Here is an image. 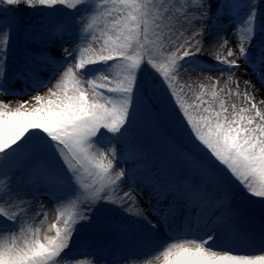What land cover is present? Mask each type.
<instances>
[{"label":"snow or ice","instance_id":"snow-or-ice-1","mask_svg":"<svg viewBox=\"0 0 264 264\" xmlns=\"http://www.w3.org/2000/svg\"><path fill=\"white\" fill-rule=\"evenodd\" d=\"M259 5L260 0H0V94H11L5 69L17 28L36 45L25 71L38 83L30 100L15 106L0 100V264H96L69 252L77 226L108 211L167 237L135 264H264V214L242 216L231 203L244 196L264 202V108L254 102L255 93L264 94ZM58 8L65 15L53 19ZM22 11L37 19L25 22ZM220 24L235 26L233 47L224 32L214 31ZM241 61L243 74L251 68L262 86L249 79L243 93L235 92L248 107L228 103L230 85L239 86L234 70ZM210 62L227 70L224 88L217 87L219 80L210 86L195 81L197 91L179 80L182 71L200 73ZM49 67L45 80L40 73ZM145 70L153 81L141 78ZM157 84L173 97L205 154L200 178L177 186L171 200L167 184L124 166L141 155L135 114L156 108ZM40 87L47 91L40 94ZM42 196L54 198L52 220Z\"/></svg>","mask_w":264,"mask_h":264},{"label":"rangeland","instance_id":"rangeland-1","mask_svg":"<svg viewBox=\"0 0 264 264\" xmlns=\"http://www.w3.org/2000/svg\"><path fill=\"white\" fill-rule=\"evenodd\" d=\"M235 2L243 3L245 0H235ZM259 7L260 10L264 12V0H260ZM242 11L246 12L247 9H242ZM64 15L65 10L63 8H58L52 18L61 19ZM75 15L76 13L69 12V17ZM234 30L235 26L229 24H220L214 29V31L224 32L229 40L228 47H233L235 45V38L232 35ZM70 39H75V37H70ZM209 41L210 38L205 41V52L203 53L204 61L209 60V52L211 51ZM68 46L71 47V43H69ZM35 47L36 45L28 40L25 33H17L16 29L12 31L7 67L5 69L11 94H0V100L10 102L15 106L20 101L30 100L32 95L37 94L35 91L38 87L36 77H34L31 72L25 71L26 59L30 55V50ZM226 50L227 49H225V51ZM241 65L240 69L234 70L235 77L239 79V86L237 88L235 83L230 85L233 95L228 99V103H235L238 107H248L250 105L245 101L244 96L240 95L237 97L235 92L238 90L243 93L245 88L244 81L249 79L257 89H261L262 86L256 76L252 74L251 68L248 69V75L245 76L243 73L246 66L243 64V61H241ZM51 70L52 69L49 67L41 72L40 77L47 80ZM21 72H24V74L21 75ZM227 75L228 72L224 66L210 62L204 64V70L200 73L182 71L179 80L185 84L192 83L193 88H196L198 91V85L193 82L198 81L210 86L216 80H219L217 87L224 88ZM206 77H212V80L205 79ZM56 78H58V75L53 78L52 83H55ZM141 78L150 82L154 79L152 73L148 70L142 72ZM48 86L51 87L52 85L49 84ZM157 87H159V85H157ZM46 91L47 88L45 87L39 88L40 94ZM158 91L159 98L156 100V104L162 103L163 97H170V95L164 91L163 87L160 86ZM177 91L179 92V89H177ZM249 91L252 90L249 89ZM188 95L191 96L192 94L188 93ZM261 99H264V94L260 92L255 93L254 102H256L259 107L264 108V105L259 103ZM189 102H191V100H189ZM170 103L174 104L173 99L170 100ZM169 104L162 105L161 108L163 110L166 108L171 110ZM175 110L178 111L176 108ZM135 121L133 135L137 138L141 155L135 161L129 159L124 166L136 172L138 177L146 173H151V175L159 179L162 185L167 184L168 189L166 196L171 200L172 197L176 196L177 186H187L193 180H198L200 178L201 173L199 165L203 162L202 157H195L189 153L185 156L186 151L183 145V139H180L177 143H172L170 141V143H168L159 136L154 143H151L152 140H149V138L154 137L148 134L144 135L146 140H141L140 137L143 136L142 133L145 132L146 129L148 131L152 124L154 125V118L151 117L150 110H145L141 107L136 111ZM177 128L178 131L181 130L179 121H177ZM179 134V136H184L183 132ZM147 141L149 143L145 146ZM40 199L47 207L49 219H54V198L50 200L47 196H42ZM141 203L144 204L143 200H141ZM231 203L234 206V210H236L235 206L239 205L238 210L242 216L258 219L264 214V202L259 198L244 196L242 202L233 199ZM144 207L147 209L148 205L144 204ZM195 210V208H189V212ZM166 238L163 231L158 234L145 232L139 223H134L131 218L126 217L123 213L108 211L102 219L94 218L90 224L77 226L69 255L76 260L92 259L96 261V264H107L109 261H111V264H124L125 260H127L129 264H135L136 261L149 255L152 250Z\"/></svg>","mask_w":264,"mask_h":264},{"label":"trees","instance_id":"trees-1","mask_svg":"<svg viewBox=\"0 0 264 264\" xmlns=\"http://www.w3.org/2000/svg\"><path fill=\"white\" fill-rule=\"evenodd\" d=\"M20 16L24 18L25 22H31L32 20L37 19V14L32 13V12H27V11H22L20 13ZM17 33H25V31L22 28H17L16 29ZM158 85V84H157ZM160 87V85H159ZM158 87V88H159ZM162 87V86H161ZM173 99V97H163V100L161 101L162 103L156 104V108L154 110H150L151 117L154 118V125L149 128V132H143L142 135H152L154 138H149V140H152L151 143H154L156 139L160 136L163 139L166 140V142L170 143H177L180 141V139L184 140V147L186 151L195 157H202V160L205 158V154L202 149H200L197 145L196 142L193 140L191 133L188 130L187 125L184 123V121L181 119L178 111L175 110L177 109V105L174 102V104L170 103V100ZM174 101V99H173ZM170 103V104H169ZM169 104V107L171 108L168 109H162V105H167ZM164 107V106H163ZM177 121L180 122V131H178L177 128ZM176 126H174V125ZM183 132L184 136H179V133ZM146 139V138H145ZM148 140V141H149ZM147 141V144L149 143ZM170 141V142H169ZM150 143V144H151ZM199 157V158H201Z\"/></svg>","mask_w":264,"mask_h":264}]
</instances>
